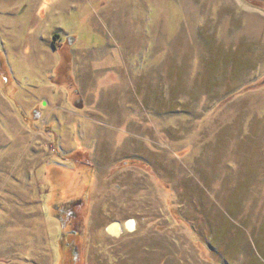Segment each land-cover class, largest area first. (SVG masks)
<instances>
[{
	"label": "rangeland",
	"instance_id": "1",
	"mask_svg": "<svg viewBox=\"0 0 264 264\" xmlns=\"http://www.w3.org/2000/svg\"><path fill=\"white\" fill-rule=\"evenodd\" d=\"M0 264H264V0H0Z\"/></svg>",
	"mask_w": 264,
	"mask_h": 264
}]
</instances>
